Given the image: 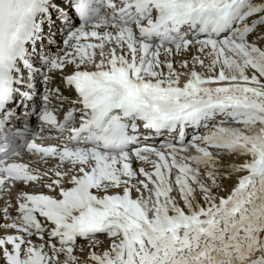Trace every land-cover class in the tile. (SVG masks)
Segmentation results:
<instances>
[{
  "label": "snow or ice",
  "instance_id": "obj_1",
  "mask_svg": "<svg viewBox=\"0 0 264 264\" xmlns=\"http://www.w3.org/2000/svg\"><path fill=\"white\" fill-rule=\"evenodd\" d=\"M0 264H264V0H0Z\"/></svg>",
  "mask_w": 264,
  "mask_h": 264
}]
</instances>
